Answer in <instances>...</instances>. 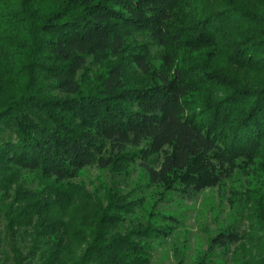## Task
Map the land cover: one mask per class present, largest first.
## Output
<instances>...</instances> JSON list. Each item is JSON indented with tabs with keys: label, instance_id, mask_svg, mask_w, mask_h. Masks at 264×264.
<instances>
[{
	"label": "trees",
	"instance_id": "trees-1",
	"mask_svg": "<svg viewBox=\"0 0 264 264\" xmlns=\"http://www.w3.org/2000/svg\"><path fill=\"white\" fill-rule=\"evenodd\" d=\"M88 168L230 193L248 229L176 264H264V0H0V264H151L182 236Z\"/></svg>",
	"mask_w": 264,
	"mask_h": 264
},
{
	"label": "rangeland",
	"instance_id": "rangeland-1",
	"mask_svg": "<svg viewBox=\"0 0 264 264\" xmlns=\"http://www.w3.org/2000/svg\"><path fill=\"white\" fill-rule=\"evenodd\" d=\"M77 183L83 184L88 190L94 187L116 185L132 198H146L148 206H154L160 213L164 210L183 214L184 226L179 231L182 236L176 242L169 240L164 246L154 247V257L151 264H176L174 248L176 244L186 250L191 259L196 256L198 248L207 249V240L214 235L218 228L229 223H236L240 228L249 227L247 212H243V202L231 206L230 193L222 196L218 189H207L192 200L176 203L171 200L172 193L164 188L154 186L140 168H136L127 179L119 177L110 171H100L88 168L81 173ZM101 190V189H100ZM238 206V207H236ZM228 261L230 257H225Z\"/></svg>",
	"mask_w": 264,
	"mask_h": 264
}]
</instances>
